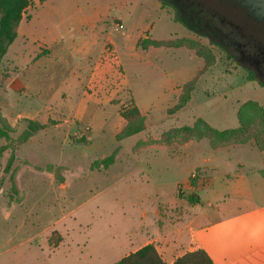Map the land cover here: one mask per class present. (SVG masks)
<instances>
[{
    "label": "rangeland",
    "instance_id": "1",
    "mask_svg": "<svg viewBox=\"0 0 264 264\" xmlns=\"http://www.w3.org/2000/svg\"><path fill=\"white\" fill-rule=\"evenodd\" d=\"M25 14L0 64V119L15 141L26 119L57 124L0 156V264H115L171 236L176 259L192 230L220 261L244 253L252 221L264 218V71L249 81L218 38L195 33L160 0H34ZM231 19L223 24L239 42L264 43ZM56 38L74 45H50ZM193 79L189 103L170 114ZM249 101L261 111L247 109L246 144L215 149L203 127L195 139L181 130L200 118L237 128ZM135 104L145 130L118 141L120 113ZM241 264H264V251Z\"/></svg>",
    "mask_w": 264,
    "mask_h": 264
},
{
    "label": "trees",
    "instance_id": "2",
    "mask_svg": "<svg viewBox=\"0 0 264 264\" xmlns=\"http://www.w3.org/2000/svg\"><path fill=\"white\" fill-rule=\"evenodd\" d=\"M40 4L44 3L46 0H38ZM33 0H0V64L2 59L6 56L9 47L15 42L17 38V29L21 21L26 18L30 19V16L25 17V13L32 6ZM192 28V27H191ZM193 29V28H192ZM195 31V30H194ZM195 33H197L195 31ZM159 46L169 45L168 43L163 45L162 43H156ZM206 60V59H205ZM249 81H255L253 74L248 77ZM196 81L194 79L188 82L184 88V95L180 97L179 103L170 111V114H177L179 111L184 109L189 103L192 93L195 89ZM258 104L253 101L244 103L238 110L237 117L239 120V126L234 129L229 130H217L210 126L203 119H198L193 126H185L181 130L189 133V138L195 139V129L198 127H203L205 131L208 132L211 146L213 148H221L223 146L234 145L237 143L246 144L249 139L248 128H246L245 118L249 113L247 109H255V111L260 110ZM260 107V106H259ZM261 108V107H260ZM263 112V111H262ZM264 114V112H263ZM121 117L126 121V125L123 130L117 135V140L121 141L131 136L137 135L145 130V119L142 116L139 108L133 105L130 109H124L120 113ZM27 124L25 130L20 134L18 139L15 141L11 137V129L8 125H5L0 119V138L5 139L8 144L0 147V156L3 155L8 149H15V145H22L37 135L39 132L45 131L51 125H56L57 122H49L42 124L36 120L26 119ZM198 131V129H197ZM196 131V132H197ZM251 136V135H250ZM197 140V139H196ZM200 140V139H199ZM258 141V140H257ZM83 143L86 140L83 139ZM260 142V141H258ZM261 150L264 152V147ZM14 161V155L12 154L9 158L6 171L10 170V167ZM104 162V167L108 168L112 162L113 157H109ZM261 175L264 179V170L261 171ZM193 182L197 179L192 178ZM192 203H196L198 199L196 197H189ZM51 246H58L50 239ZM115 264H166L156 247L153 244H148L137 251L130 253L129 255L123 257ZM173 264H215L209 254L203 250L198 249L192 252H188L181 257L177 258Z\"/></svg>",
    "mask_w": 264,
    "mask_h": 264
},
{
    "label": "flooded vegetation",
    "instance_id": "3",
    "mask_svg": "<svg viewBox=\"0 0 264 264\" xmlns=\"http://www.w3.org/2000/svg\"><path fill=\"white\" fill-rule=\"evenodd\" d=\"M160 2L170 7L185 24L197 33H203L210 39L218 38V40H213L214 44L221 48L228 58L240 63L250 74L255 76L257 72L264 71L260 60V57L264 56V43L251 49L247 43L238 41L237 32L228 31L223 24L227 18H232L233 21H230L233 23L235 21L243 23L239 27L234 26L239 31L244 33L255 27V30L264 37V22L253 16L249 8L243 4V0H160Z\"/></svg>",
    "mask_w": 264,
    "mask_h": 264
},
{
    "label": "crops",
    "instance_id": "4",
    "mask_svg": "<svg viewBox=\"0 0 264 264\" xmlns=\"http://www.w3.org/2000/svg\"><path fill=\"white\" fill-rule=\"evenodd\" d=\"M33 2H34V0H33ZM25 20H26V18H24L19 25H21ZM123 29H124V27H123ZM83 37H85V36H83ZM16 40H17V38H16ZM73 41L74 40H71V43H69V42H66L65 39H63V38H61V39H57L56 38V39H53V41L50 43V45L57 46V45H63L64 44L66 46V44H73ZM97 41H98V38L96 37V38L93 39L92 42L84 41V44L86 45V47L87 46L89 47V46L94 45L95 43H97ZM68 47L69 46H67V48ZM8 51H9V49H8ZM83 52H84L83 48L79 49V54L80 55ZM7 55H8V52H7L6 56ZM28 60H30V59L28 58L25 61L28 62ZM39 72H40V70H39ZM39 72H37V76L38 77L40 75ZM263 170L264 169L258 171V174L261 176L262 179H263V177L261 175V171H263ZM210 184L211 183L209 182V185ZM251 224H252V228H251V233H250L249 237H250L251 240H253V243L251 245H249L250 247H248V248H250V249L248 250V248H247V250H245L244 253L239 254L238 251H235L234 254H232V253L230 254L229 253L231 256L228 255L227 258L224 257L225 256V254H224L223 258H222V261H220V258H219V254L220 253L217 252L218 249H216L215 247L213 248L208 242H206L205 238H203V234L196 235L195 234L196 233L195 230H192L193 232H192V235L190 237V239H191L190 242L191 243H189L187 245V248L189 247V252H192V251H195V250H198V249L205 250L209 254V256L212 258V260L214 261L215 264H241L243 261H246L249 258L253 257L254 255H257L258 253H262L264 251V218L263 219L261 218V219H258V220H254V221H252ZM220 228H221V226H218L215 229V231H219ZM148 244H153L156 247L157 251L159 252V254L161 255V257L163 258V260L165 261L166 264H173V262L177 259V258L176 259H171V257L175 254V252L178 249V243L174 239V237L171 236V237H168V238L164 239L163 247H160L159 245H157L154 240L153 241L152 240L148 241L145 245H148ZM145 245H143V246H145ZM143 246H141V247H143ZM255 246L257 247V249L254 250ZM141 247H139L138 249H140ZM138 249H136L135 251H137ZM135 251H133V252H135Z\"/></svg>",
    "mask_w": 264,
    "mask_h": 264
},
{
    "label": "water",
    "instance_id": "5",
    "mask_svg": "<svg viewBox=\"0 0 264 264\" xmlns=\"http://www.w3.org/2000/svg\"><path fill=\"white\" fill-rule=\"evenodd\" d=\"M243 4L249 8L255 18L264 22V0H243Z\"/></svg>",
    "mask_w": 264,
    "mask_h": 264
},
{
    "label": "built area",
    "instance_id": "6",
    "mask_svg": "<svg viewBox=\"0 0 264 264\" xmlns=\"http://www.w3.org/2000/svg\"><path fill=\"white\" fill-rule=\"evenodd\" d=\"M119 29H123V25L122 24L119 25Z\"/></svg>",
    "mask_w": 264,
    "mask_h": 264
}]
</instances>
